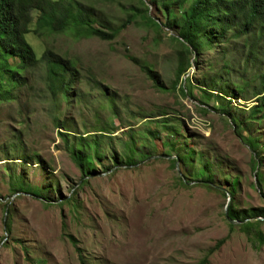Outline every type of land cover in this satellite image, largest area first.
<instances>
[{
	"label": "rangeland",
	"instance_id": "rangeland-1",
	"mask_svg": "<svg viewBox=\"0 0 264 264\" xmlns=\"http://www.w3.org/2000/svg\"><path fill=\"white\" fill-rule=\"evenodd\" d=\"M143 1L158 26L146 19L140 0H89L108 33L140 13L110 41L25 36L37 58L49 49L73 61L77 75L69 100L54 99L38 63L13 89V99L0 101V264H80V257L86 264H264V219H250L243 231L224 216L232 180L236 210L264 208L262 95L253 98L249 88L241 99L227 98L232 125L198 88L217 72L222 84L240 87L256 81V70L243 71L242 40L185 54L161 11ZM31 16L34 30L37 13ZM179 57L192 67L176 82ZM138 64L149 66L164 89ZM186 79L194 87L183 94ZM56 118L71 131L67 140ZM157 121L177 135L169 137ZM99 131L100 158L94 174L84 177L70 147L76 137ZM133 141L135 159H146L113 163L114 157L128 160ZM201 158L215 188L194 181ZM20 184L26 191H16Z\"/></svg>",
	"mask_w": 264,
	"mask_h": 264
},
{
	"label": "trees",
	"instance_id": "trees-1",
	"mask_svg": "<svg viewBox=\"0 0 264 264\" xmlns=\"http://www.w3.org/2000/svg\"><path fill=\"white\" fill-rule=\"evenodd\" d=\"M88 1L0 0V101L13 99V89L19 85H24V74L38 63L44 66L46 87L54 99L60 96L64 102L69 100L71 86L74 84L77 75L74 62L49 49L44 50L40 58H37L33 48L25 39V36L29 33H33L37 37L43 36L44 33H68L77 40L95 37L102 41H110L126 26L125 23L134 20L140 13L135 10L138 15L130 14L127 20L114 32L108 33L100 25V16L96 8L88 5ZM140 2L144 6L146 19L150 20L149 22L153 25L158 26V23L150 19L147 14L149 6L143 0H140ZM148 4L161 11L164 17V27L176 33L178 42L183 46L182 52L187 55L197 56L203 51L213 50L217 45L242 40L243 71L246 70L247 66L256 70V81H244L240 87L235 86V82H231L230 87L218 80L221 76H218L217 72L216 78H209L208 82L204 78L202 84H199L198 87L203 99L208 101L214 98L216 100L219 109H215L230 117L232 125H236L237 121L234 116H231L228 107L223 104L226 101L230 104V100H226L227 98L241 99L243 98L244 89L251 88L252 97L258 99V96L262 95L259 102L264 101V0H149ZM32 12L37 13L34 30L30 28ZM182 52H180L181 55ZM223 56L226 57L224 54ZM10 60L13 63H10ZM224 65L227 66V62ZM138 66L156 88L164 89L157 75L149 66L146 64H138ZM191 67L189 58L179 57L176 82ZM229 69L227 68V70ZM254 70H251L253 75H255ZM185 82L187 86L180 88L181 93L185 94V91L192 93L194 86H192L190 79H186ZM213 92L216 94H213ZM257 107L251 108L250 118L257 114ZM155 123H162L161 127L169 134V137L173 138L178 133L177 130L165 126V121ZM55 124L65 131L61 134L63 137L71 136L69 134L71 131L68 128L66 129V126H62L58 118L55 119ZM101 132L99 131L100 134L76 137L78 140L70 147L71 158L84 177L94 174L93 161H99L100 146L96 136L102 135ZM130 135L131 138L134 137V135ZM247 144L253 148V143L250 140ZM129 145L125 152V157L127 156L128 160L126 162L117 161L114 157L111 158L114 161L113 163L116 165L125 163L134 166L146 159L136 160L135 142H130ZM179 156L180 162H184V156L182 157L180 154ZM201 159L203 166L197 174L200 175V179L196 178L194 181H201L209 187H214L215 182L210 165ZM254 165V168H256V163ZM229 185L226 193L230 195V202L224 214L228 222H238L245 231L250 219H264V208L236 210L232 205L234 202L235 181L232 180ZM257 186L259 189L261 188L258 175ZM16 191L26 190L20 184ZM229 225L233 227L231 222H229ZM80 264H86L82 257H80Z\"/></svg>",
	"mask_w": 264,
	"mask_h": 264
},
{
	"label": "water",
	"instance_id": "water-1",
	"mask_svg": "<svg viewBox=\"0 0 264 264\" xmlns=\"http://www.w3.org/2000/svg\"><path fill=\"white\" fill-rule=\"evenodd\" d=\"M229 202H230V199H227V202H226V205H225V209H224L225 213H226V209H227V207L229 205ZM229 222H231L232 224H238V222H236V221H229Z\"/></svg>",
	"mask_w": 264,
	"mask_h": 264
}]
</instances>
